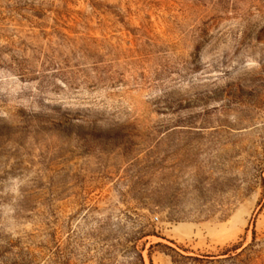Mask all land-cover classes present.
I'll return each mask as SVG.
<instances>
[{
	"label": "rangeland",
	"instance_id": "374dc122",
	"mask_svg": "<svg viewBox=\"0 0 264 264\" xmlns=\"http://www.w3.org/2000/svg\"><path fill=\"white\" fill-rule=\"evenodd\" d=\"M264 264V0H0V264Z\"/></svg>",
	"mask_w": 264,
	"mask_h": 264
},
{
	"label": "trees",
	"instance_id": "16d2710c",
	"mask_svg": "<svg viewBox=\"0 0 264 264\" xmlns=\"http://www.w3.org/2000/svg\"><path fill=\"white\" fill-rule=\"evenodd\" d=\"M140 259L142 260V264H143V258H142V255H140Z\"/></svg>",
	"mask_w": 264,
	"mask_h": 264
}]
</instances>
